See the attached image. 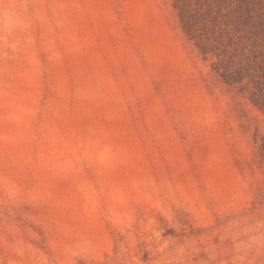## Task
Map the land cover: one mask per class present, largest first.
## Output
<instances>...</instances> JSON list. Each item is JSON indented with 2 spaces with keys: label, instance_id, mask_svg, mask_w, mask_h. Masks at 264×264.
I'll return each instance as SVG.
<instances>
[{
  "label": "rangeland",
  "instance_id": "374dc122",
  "mask_svg": "<svg viewBox=\"0 0 264 264\" xmlns=\"http://www.w3.org/2000/svg\"><path fill=\"white\" fill-rule=\"evenodd\" d=\"M175 0H0V264H264V114Z\"/></svg>",
  "mask_w": 264,
  "mask_h": 264
},
{
  "label": "trees",
  "instance_id": "16d2710c",
  "mask_svg": "<svg viewBox=\"0 0 264 264\" xmlns=\"http://www.w3.org/2000/svg\"><path fill=\"white\" fill-rule=\"evenodd\" d=\"M174 6L185 33L215 58L222 82L264 114V0H175Z\"/></svg>",
  "mask_w": 264,
  "mask_h": 264
}]
</instances>
